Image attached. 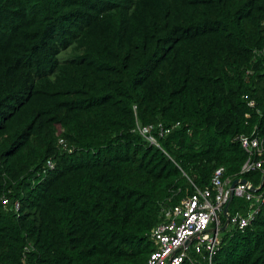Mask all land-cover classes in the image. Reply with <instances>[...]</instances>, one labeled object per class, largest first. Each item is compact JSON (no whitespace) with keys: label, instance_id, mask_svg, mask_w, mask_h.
Segmentation results:
<instances>
[{"label":"trees","instance_id":"obj_1","mask_svg":"<svg viewBox=\"0 0 264 264\" xmlns=\"http://www.w3.org/2000/svg\"><path fill=\"white\" fill-rule=\"evenodd\" d=\"M260 49L264 0H0V264H144L162 208L264 137ZM159 121L161 147L134 130ZM258 207L213 264H264Z\"/></svg>","mask_w":264,"mask_h":264},{"label":"built area","instance_id":"obj_2","mask_svg":"<svg viewBox=\"0 0 264 264\" xmlns=\"http://www.w3.org/2000/svg\"><path fill=\"white\" fill-rule=\"evenodd\" d=\"M249 106L255 108V100H250ZM246 117L249 118L250 114L247 113ZM172 129L159 122L150 125L137 123L134 130L151 144L160 146L157 135L164 136ZM238 139L248 153L240 172L236 176L225 177V168L219 167L213 174L211 186L201 188L194 185L195 191L183 197L180 203L163 207L161 213L165 218L151 233L156 248L144 264H183L186 259L200 264V257L213 264V257L222 246V232L230 225L234 230H245L255 220L260 208L258 206L264 202V198L254 190L257 187L250 180L245 183L241 180L245 174L254 170L264 171V137L256 126L250 135L243 134ZM59 144L68 151L74 150L63 137H60ZM46 166L45 172L53 169L55 163L49 159ZM235 179L239 181L234 187V197L252 201L253 204L245 213L238 210L232 214L229 211L230 220L223 230L226 220L224 208L230 199L231 185ZM2 202L4 206L10 204L7 197ZM14 207V211H19L20 202L16 201Z\"/></svg>","mask_w":264,"mask_h":264},{"label":"water","instance_id":"obj_3","mask_svg":"<svg viewBox=\"0 0 264 264\" xmlns=\"http://www.w3.org/2000/svg\"><path fill=\"white\" fill-rule=\"evenodd\" d=\"M238 179H235L231 185V193H230V199L227 203V205L225 206L224 208V214L226 215V222L224 224V226L222 227L223 230L226 229V227L228 226V223H229V220H230V217H229V214H228V211H229V206L234 198V187L236 186V184L238 183ZM242 182H247L248 180L247 179H242L241 180ZM264 185V174H263V180H262V184L259 188H255L254 190L258 191L262 186Z\"/></svg>","mask_w":264,"mask_h":264},{"label":"rangeland","instance_id":"obj_4","mask_svg":"<svg viewBox=\"0 0 264 264\" xmlns=\"http://www.w3.org/2000/svg\"><path fill=\"white\" fill-rule=\"evenodd\" d=\"M68 56L69 57H71L72 56V54H71V49H69L68 51H64V52H62L60 55H59V58H60V60H64V59H66V58H68ZM243 200V199H242ZM246 202V200H243V202L241 203V204H237V206H238V210L241 212V213H245V209H244V207H243V203H245ZM249 203H251V204H253V202H251V201H248ZM233 212V211H232ZM234 231V227L232 226V225H230L228 228H227V230H225V231H223L222 232V234H221V236H222V238H224V237H226L228 234H230V233H232Z\"/></svg>","mask_w":264,"mask_h":264},{"label":"clouds","instance_id":"obj_5","mask_svg":"<svg viewBox=\"0 0 264 264\" xmlns=\"http://www.w3.org/2000/svg\"><path fill=\"white\" fill-rule=\"evenodd\" d=\"M256 53H258V54H261V55H264V49H260V50H256ZM248 72H250V71H248ZM247 114V113H246ZM159 122H162V121H159ZM159 122H157V123H159ZM157 123H154V124H157ZM163 123V122H162ZM164 124V123H163ZM178 124V125H177ZM177 124H172L171 126H166L165 124V126L166 127H172L173 129L174 128H176V127H178L179 125H180V123H177ZM137 125V124H136ZM142 125V124H141ZM150 125V124H149ZM177 125V126H176ZM172 131V130H171ZM168 134V133H167ZM166 135V134H165ZM158 137H159V135H157ZM160 137H162V136H160ZM158 140V139H157ZM159 142V141H158ZM160 143V142H159ZM153 145H155V144H153ZM157 146V145H156ZM158 147H161V144H160V146H158ZM262 171V170H261ZM263 172V174H264V171H262ZM244 179H247V178H244ZM248 180V179H247ZM263 180V179H262ZM233 183V182H232ZM261 184H262V182H261ZM261 184H260V186H261ZM260 186H256L257 188H259ZM262 188V187H261ZM260 188V189H261ZM234 199V198H233ZM230 207V206H229ZM230 211V210H229ZM228 211V212H229ZM225 222H226V220H225ZM225 222H224V224H225ZM224 226V225H223ZM227 228V227H226Z\"/></svg>","mask_w":264,"mask_h":264}]
</instances>
